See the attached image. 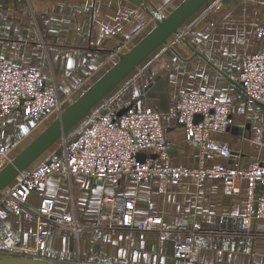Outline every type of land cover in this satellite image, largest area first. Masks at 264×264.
<instances>
[{
	"label": "crops",
	"instance_id": "crops-1",
	"mask_svg": "<svg viewBox=\"0 0 264 264\" xmlns=\"http://www.w3.org/2000/svg\"><path fill=\"white\" fill-rule=\"evenodd\" d=\"M182 1L0 0L1 51L20 64L49 67L51 75L61 79L65 88L59 95L66 101L70 91L83 93L118 60L119 52L130 50L155 27L152 7L168 14ZM259 25L264 26V0H207L181 25L184 40L159 45L92 109L115 100L116 96L107 97L123 84L124 90L129 88L128 102L116 109L149 105L160 111L168 155L175 165L221 161L244 168L264 162V104L249 99L239 81L243 53L264 48ZM199 88L232 104L228 130L213 135L230 145L231 157L203 155L170 113L181 91ZM20 116L26 117L22 109L8 115L6 131ZM52 145L42 157L56 149ZM238 185L235 192L218 178L197 186L190 181L172 185L161 177L139 184L123 177L114 185L102 178L79 175L69 180L54 173L33 190L29 208L17 212L0 200V220L26 256L64 264H178L175 253L182 233L163 240L154 231H113L99 221L105 198L120 204L134 196L136 221L161 216L168 223L198 227V264H264V219H254L248 232L242 230L249 185L245 180ZM260 188L258 184L257 191ZM42 193L55 198L56 215L75 212L88 226L76 234L51 224L52 247L39 255L30 249L36 242L34 210Z\"/></svg>",
	"mask_w": 264,
	"mask_h": 264
},
{
	"label": "built area",
	"instance_id": "built-area-1",
	"mask_svg": "<svg viewBox=\"0 0 264 264\" xmlns=\"http://www.w3.org/2000/svg\"><path fill=\"white\" fill-rule=\"evenodd\" d=\"M151 13L155 20L167 15L164 9L156 7H152ZM257 32L264 36V26L259 25ZM184 39V31L179 28L166 44L174 46ZM239 81L249 99L264 104V48L243 53ZM64 103L58 89L46 84L43 69L7 59L0 43V169L12 159L13 144L5 129L8 115L22 109L26 117L41 124L49 115L59 114L64 109ZM125 109L118 115L119 109L111 100L91 109L71 133L59 138L60 143L51 154L40 156L20 172L11 186L0 191L1 202L17 212L29 208L28 200L33 190L54 173L69 180L79 175L102 178L114 185L123 177L136 184L161 177L172 185L190 181L197 186H202L208 178H218L235 192L240 189L239 181L248 182L242 230L248 232L254 219H264V162L244 168L221 161L209 164L201 161L196 166L175 165L168 155L162 113L149 105ZM231 109L229 100L199 88L181 91L170 113L184 124L186 136L198 144L203 155L207 153L228 158L233 155L230 145L213 135L228 130ZM198 114L202 115V119L195 121ZM139 153H145L146 158L140 160ZM153 153L157 156L151 157ZM258 184L261 185L259 191L256 189ZM106 199L108 201L101 207L99 220L110 230L122 227L154 231L163 240L182 233L183 238L175 253L178 264H198L199 252L194 246L198 227L168 223L161 216L136 221L137 202L134 196L124 198L120 204L114 198ZM55 205L53 196L41 194L39 206L34 210L36 242L30 249L33 254H43L52 247L51 224L68 227L76 234L88 226L81 223L75 212L56 215ZM0 237L6 251L14 253L22 250L16 239L4 230L1 220Z\"/></svg>",
	"mask_w": 264,
	"mask_h": 264
},
{
	"label": "water",
	"instance_id": "water-1",
	"mask_svg": "<svg viewBox=\"0 0 264 264\" xmlns=\"http://www.w3.org/2000/svg\"><path fill=\"white\" fill-rule=\"evenodd\" d=\"M141 2V0H134ZM207 0H183L165 17L155 20V27L149 31L130 50L118 53V60L77 99L68 104L58 116L35 136L11 161L0 169V191L7 187L21 171L30 166L67 130L83 119L90 110L100 102L119 82L135 69L159 45L165 44L171 34L177 32L181 25ZM126 109H121V115ZM202 115L195 116V121ZM182 125H184L182 123ZM145 153L138 158L144 160ZM155 153L151 157H156ZM0 264H64L24 255H0Z\"/></svg>",
	"mask_w": 264,
	"mask_h": 264
},
{
	"label": "rangeland",
	"instance_id": "rangeland-1",
	"mask_svg": "<svg viewBox=\"0 0 264 264\" xmlns=\"http://www.w3.org/2000/svg\"><path fill=\"white\" fill-rule=\"evenodd\" d=\"M44 69V68H43ZM47 83L49 86L56 87L59 91V94H62L63 91L62 89L65 88L61 82V79L58 76L51 75V69L49 67H46L44 69ZM135 74V73H133ZM125 83V82H124ZM123 84L115 88V90L112 91V93L107 97L108 99L116 96L114 102V107H120L122 105H125L128 102L126 93H128V89H123ZM68 92V91H66ZM69 93V92H68ZM82 91H78L73 94V92L70 91V96L65 101V105L67 106L71 102H73L75 99L81 95ZM67 95V93H66ZM106 99V100H108ZM57 116H49L47 119L43 120L41 124H37L35 121L24 117L20 116L18 118L17 123L15 122L14 125H12L8 130L7 133L11 137V141L13 144V149H12V158L19 153L35 136H37L52 120H54ZM6 129V128H5ZM60 141H56L52 146L58 147ZM52 148V147H51ZM108 198V197H107ZM108 199H104V203L107 202ZM102 222L101 220H99ZM81 223H83L81 221ZM21 252H15L10 253L6 251L5 249H1L0 255H7V254H13V255H22L20 254ZM25 256V255H24ZM31 257V256H30Z\"/></svg>",
	"mask_w": 264,
	"mask_h": 264
},
{
	"label": "trees",
	"instance_id": "trees-1",
	"mask_svg": "<svg viewBox=\"0 0 264 264\" xmlns=\"http://www.w3.org/2000/svg\"><path fill=\"white\" fill-rule=\"evenodd\" d=\"M131 108V107H130Z\"/></svg>",
	"mask_w": 264,
	"mask_h": 264
}]
</instances>
